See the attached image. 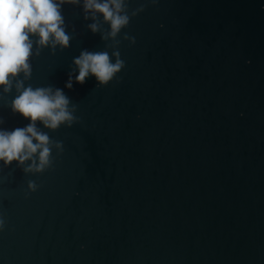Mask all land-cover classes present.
Here are the masks:
<instances>
[{
	"label": "water",
	"instance_id": "obj_1",
	"mask_svg": "<svg viewBox=\"0 0 264 264\" xmlns=\"http://www.w3.org/2000/svg\"><path fill=\"white\" fill-rule=\"evenodd\" d=\"M142 4L105 87H64L110 43L81 7L62 6L70 47L32 58L26 86L63 89L79 122L49 133L63 152L43 174L0 163V264H264V0ZM14 97L0 129L30 122Z\"/></svg>",
	"mask_w": 264,
	"mask_h": 264
},
{
	"label": "clouds",
	"instance_id": "obj_2",
	"mask_svg": "<svg viewBox=\"0 0 264 264\" xmlns=\"http://www.w3.org/2000/svg\"><path fill=\"white\" fill-rule=\"evenodd\" d=\"M150 2L155 5L157 0ZM63 5L81 7L84 20L92 21L87 29L92 34L100 33L102 41L110 42L101 51L82 50L72 60L64 86L69 90L73 83L83 85L88 77L95 78L98 88L117 77L125 67L117 37L144 10L142 4L130 12L129 0H0V95H8L14 89L15 97L7 107L13 114L30 121L27 126L11 131L0 129V163L7 168L15 162L25 175L43 174L52 169L53 151L56 156L61 155L63 142L53 140L49 133L62 126L71 128L79 122L76 105L63 89L26 86L32 75L33 57H39L44 49L55 55L57 50L70 47L72 35L67 31ZM104 26L107 31L102 30ZM122 39L130 45L135 43V37L127 34ZM37 122L49 131L41 130ZM3 123L0 118V125ZM39 187L34 180H29L27 193ZM5 227L6 220L0 216V231Z\"/></svg>",
	"mask_w": 264,
	"mask_h": 264
}]
</instances>
